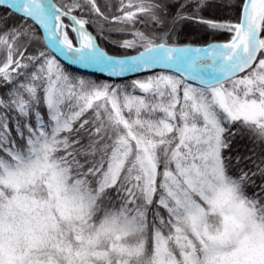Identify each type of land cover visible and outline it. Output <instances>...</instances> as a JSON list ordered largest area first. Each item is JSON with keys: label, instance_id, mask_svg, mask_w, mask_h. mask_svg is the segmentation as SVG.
<instances>
[{"label": "snow or ice", "instance_id": "1", "mask_svg": "<svg viewBox=\"0 0 264 264\" xmlns=\"http://www.w3.org/2000/svg\"><path fill=\"white\" fill-rule=\"evenodd\" d=\"M0 264H264V0H0Z\"/></svg>", "mask_w": 264, "mask_h": 264}, {"label": "trees", "instance_id": "2", "mask_svg": "<svg viewBox=\"0 0 264 264\" xmlns=\"http://www.w3.org/2000/svg\"><path fill=\"white\" fill-rule=\"evenodd\" d=\"M213 15H214V14L211 13V12L205 14L206 18H213ZM215 15H216V16H219V13H216Z\"/></svg>", "mask_w": 264, "mask_h": 264}]
</instances>
